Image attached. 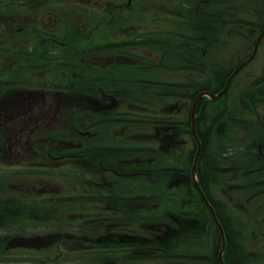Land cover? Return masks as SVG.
I'll return each mask as SVG.
<instances>
[{"label":"flooded vegetation","instance_id":"af4514ba","mask_svg":"<svg viewBox=\"0 0 264 264\" xmlns=\"http://www.w3.org/2000/svg\"><path fill=\"white\" fill-rule=\"evenodd\" d=\"M263 30L264 0H0V264H264V35L195 165L188 106Z\"/></svg>","mask_w":264,"mask_h":264},{"label":"rangeland","instance_id":"374dc122","mask_svg":"<svg viewBox=\"0 0 264 264\" xmlns=\"http://www.w3.org/2000/svg\"><path fill=\"white\" fill-rule=\"evenodd\" d=\"M53 2H55L57 4H62L63 3V1H61V0H53ZM57 7H61V6L60 5H57L55 8L57 9ZM21 11H22V13H21L22 16L28 15L27 12L24 11L23 9L19 10L18 12H21ZM27 18H29V17H22V19H27ZM24 22L25 23H28V20H24ZM8 24L14 25V21H8ZM258 63H259V61L256 64H258ZM256 64L251 69H257L256 68ZM229 98H231V95H229ZM182 99L185 100L188 104H190V99L191 98H182ZM206 100H209V99L206 98ZM206 102L207 103L205 104V106L209 105V101H206ZM153 105L155 107H158L159 103L155 101V102H153ZM203 105H204V103H203ZM188 106H190V105H188ZM209 145H211L214 148L218 144H216V140L215 139L214 140L211 139L209 141ZM219 189L221 190V187L220 186H217V192L220 194V190ZM247 240L248 241L245 242V248H246L245 251H246V253H248L250 251H253L254 252L255 242H254L252 236L250 235L249 239H247ZM207 249L208 248L206 247V242L204 241V238H203V240H199V246H198V256H199V260L202 261V262H205V263L198 262V264H207L206 263V259L209 256V254H207L208 253ZM247 261L248 262H246V264H253V261L252 260H250V261L247 260ZM5 263L13 264V262H8V261H6Z\"/></svg>","mask_w":264,"mask_h":264},{"label":"water","instance_id":"95a60500","mask_svg":"<svg viewBox=\"0 0 264 264\" xmlns=\"http://www.w3.org/2000/svg\"><path fill=\"white\" fill-rule=\"evenodd\" d=\"M264 34V31L260 34V36L257 38V41H256V45H255V48H254V51H253V54L248 58V59H246L244 62H242L240 65H239V67L231 74V76L228 78V80H227V82H226V85H225V87H224V89L221 91V92H219L217 95H215V96H213L212 94H210V93H208V92H201V93H199L196 97H195V100H194V103H193V107H192V110H191V117H192V123H193V116H194V110H195V107H196V105H197V103H198V101L200 100V98L203 96V95H206V96H208V97H210V98H212V99H214V98H217V97H219L226 89H227V86H228V84H229V82L231 81V79L236 75V73L242 68V67H244L251 59H252V57L254 56V52H255V50H256V46H257V44H258V42H259V40H260V38L262 37V35ZM192 131H193V134H194V129H193V127H192ZM195 136V135H194ZM202 198H203V200H204V202H205V204L207 205V207H208V209L211 211V214H212V216H213V219L215 220V217H214V213H213V211H212V209L209 207V205L206 203V201H205V199H204V197H203V195H202ZM215 222H216V220H215ZM223 247H224V241H222V246H221V249H220V251H219V260H220V263L221 264H223V262H222V259H221V253H222V251H223Z\"/></svg>","mask_w":264,"mask_h":264}]
</instances>
